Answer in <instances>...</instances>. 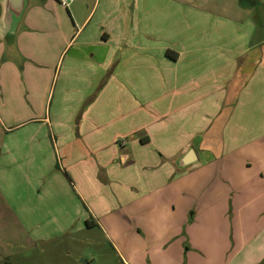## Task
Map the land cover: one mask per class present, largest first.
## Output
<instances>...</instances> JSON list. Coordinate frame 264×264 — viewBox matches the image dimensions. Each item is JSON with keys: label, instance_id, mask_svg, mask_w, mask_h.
Wrapping results in <instances>:
<instances>
[{"label": "crops", "instance_id": "1", "mask_svg": "<svg viewBox=\"0 0 264 264\" xmlns=\"http://www.w3.org/2000/svg\"><path fill=\"white\" fill-rule=\"evenodd\" d=\"M192 5L31 0L15 47L0 38L1 82L15 59L46 73L32 52L51 22L59 59L73 49L45 94L49 116L15 135L22 124L4 121L16 109L0 110V261L26 264L31 249L95 228L120 264H264V14L188 49L173 13ZM178 23L191 32L190 16ZM190 148L198 164L178 169Z\"/></svg>", "mask_w": 264, "mask_h": 264}, {"label": "rangeland", "instance_id": "2", "mask_svg": "<svg viewBox=\"0 0 264 264\" xmlns=\"http://www.w3.org/2000/svg\"><path fill=\"white\" fill-rule=\"evenodd\" d=\"M193 3L192 12L182 13V10H179L176 6L173 13L176 18V24L172 34L176 35L175 39L180 38L182 40L186 37L185 48L188 49L201 48V46L209 47L211 45L209 41H200L199 38L203 36L207 39L214 38L211 34L219 33L216 27H222L225 35V41L232 39V33H247V22H243L246 20L247 14L251 15L252 12L255 13L257 17L264 14V0H215L214 4L209 0H206L204 3L193 0ZM206 3H208L207 7L205 5ZM195 6H197V8H195ZM63 11H65L64 13L68 16L67 11ZM51 12L54 13L52 9ZM1 15L2 8L0 6V16ZM185 15L190 16L192 21L191 32L186 34L181 33L183 30L178 23V17ZM239 19L245 26L240 27V29L236 27ZM220 20H222V24L219 22ZM45 31L52 33V37L48 39L42 38L35 41L33 44L34 51L32 53L35 54V58H33V60L37 62L40 67H48L46 73L43 72V70H36V68L33 71L30 65L26 66L25 61L22 58L20 60L15 59L12 60V62L16 68L14 73L12 72L10 75V81H6L7 79L3 82L0 81V110L3 109L2 107L4 105L5 109L10 107L16 109V116L8 120L5 119L4 124L6 125V128L22 124L19 128H16V131L18 129L22 130L15 132V135L23 134L24 131L34 127L35 124H32L33 122L30 120L40 119L44 117L45 114L49 116L50 101L46 104L44 100L45 94L46 92H50L52 90L56 80L55 75L63 67V60L68 59L73 53V49L70 50L69 47L63 54L62 58L59 59L60 54L64 51L66 45L63 47L61 45L59 46L60 42L57 40L56 35V33H58L57 24L55 22H51ZM67 34L70 35V32ZM21 40H23V37ZM21 40L19 44L20 48L23 49ZM212 41L215 42V40ZM244 42L239 45H236L235 43L232 44H235V46H242ZM168 51L170 54L167 55L172 57L171 55L173 50ZM8 56L10 58L13 57L12 55ZM200 57L201 56L192 57L191 55L187 61L195 63L198 62L197 60H199ZM206 58L210 60L211 56L206 55ZM211 64L212 61H208V65ZM39 72L42 74H39ZM35 87H37V90L42 91V93H33V98H36V101L42 99L39 101L40 103H38L37 109H34L30 98V90ZM51 98L52 94L50 100ZM13 108H10V110ZM52 150L53 148L50 153L51 160H55L54 168L58 167L56 159H58V165L61 167L63 157H58V155L55 157L54 150L53 152ZM68 180L70 181L72 191L75 193V181L72 179ZM48 182L49 181H47V183ZM44 184L45 183H41L39 186L41 187ZM87 224L90 226L89 221ZM24 258L28 259L26 264H120L119 258L115 255L107 241L103 238L102 233L95 228H92L88 233H86V231L77 233L74 232L73 236L47 241L46 243H43L42 246L31 249ZM14 261L15 264H20L19 261ZM23 263L24 260L21 264Z\"/></svg>", "mask_w": 264, "mask_h": 264}, {"label": "water", "instance_id": "3", "mask_svg": "<svg viewBox=\"0 0 264 264\" xmlns=\"http://www.w3.org/2000/svg\"><path fill=\"white\" fill-rule=\"evenodd\" d=\"M31 0H2V15L0 19V38L7 48L12 49L16 45V39L21 29L24 17L30 6ZM198 159L195 151L189 149L176 160L178 169L195 167Z\"/></svg>", "mask_w": 264, "mask_h": 264}, {"label": "trees", "instance_id": "4", "mask_svg": "<svg viewBox=\"0 0 264 264\" xmlns=\"http://www.w3.org/2000/svg\"><path fill=\"white\" fill-rule=\"evenodd\" d=\"M169 53L170 52H168V54ZM142 140L144 141L145 139H142ZM146 140H147V138H146ZM0 264H15V261L13 258H5L3 261L0 262Z\"/></svg>", "mask_w": 264, "mask_h": 264}, {"label": "built area", "instance_id": "5", "mask_svg": "<svg viewBox=\"0 0 264 264\" xmlns=\"http://www.w3.org/2000/svg\"><path fill=\"white\" fill-rule=\"evenodd\" d=\"M59 3L65 7H68L72 0H58Z\"/></svg>", "mask_w": 264, "mask_h": 264}]
</instances>
